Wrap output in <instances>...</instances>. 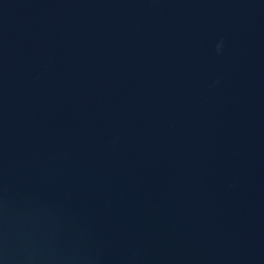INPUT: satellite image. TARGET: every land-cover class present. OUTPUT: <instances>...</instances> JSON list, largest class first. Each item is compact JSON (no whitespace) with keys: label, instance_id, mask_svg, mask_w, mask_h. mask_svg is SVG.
I'll return each instance as SVG.
<instances>
[{"label":"water","instance_id":"water-1","mask_svg":"<svg viewBox=\"0 0 264 264\" xmlns=\"http://www.w3.org/2000/svg\"><path fill=\"white\" fill-rule=\"evenodd\" d=\"M0 264H264V0H0Z\"/></svg>","mask_w":264,"mask_h":264},{"label":"clouds","instance_id":"clouds-1","mask_svg":"<svg viewBox=\"0 0 264 264\" xmlns=\"http://www.w3.org/2000/svg\"><path fill=\"white\" fill-rule=\"evenodd\" d=\"M223 47H224V41L223 40H221L219 43H217V45H216V53H217V55H219V54H221L222 53V51H223Z\"/></svg>","mask_w":264,"mask_h":264}]
</instances>
